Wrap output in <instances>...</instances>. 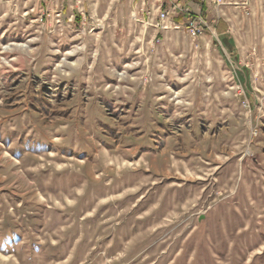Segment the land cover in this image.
<instances>
[{"label":"rangeland","instance_id":"374dc122","mask_svg":"<svg viewBox=\"0 0 264 264\" xmlns=\"http://www.w3.org/2000/svg\"><path fill=\"white\" fill-rule=\"evenodd\" d=\"M180 4L0 0V264H264V0Z\"/></svg>","mask_w":264,"mask_h":264},{"label":"built area","instance_id":"2783aa9c","mask_svg":"<svg viewBox=\"0 0 264 264\" xmlns=\"http://www.w3.org/2000/svg\"><path fill=\"white\" fill-rule=\"evenodd\" d=\"M172 5L169 9H165L160 13V23L162 25V30H166L168 27L165 25L167 21L170 20L171 15H175L177 12L184 13L189 17V24L187 26V32L193 37L198 38L201 36L207 29H210L207 22L202 19L194 20V17L189 14L188 11H185L180 4L181 0H171ZM186 16V17H187Z\"/></svg>","mask_w":264,"mask_h":264}]
</instances>
